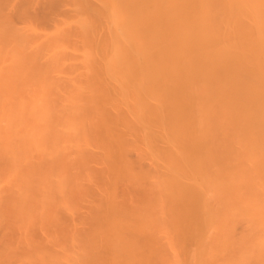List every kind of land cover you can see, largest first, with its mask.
<instances>
[{
	"label": "bare ground",
	"instance_id": "bare-ground-1",
	"mask_svg": "<svg viewBox=\"0 0 264 264\" xmlns=\"http://www.w3.org/2000/svg\"><path fill=\"white\" fill-rule=\"evenodd\" d=\"M0 264H264V0H0Z\"/></svg>",
	"mask_w": 264,
	"mask_h": 264
}]
</instances>
